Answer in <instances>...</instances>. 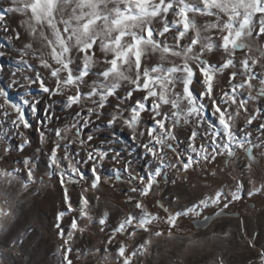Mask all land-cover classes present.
Instances as JSON below:
<instances>
[{"label": "clouds", "instance_id": "1", "mask_svg": "<svg viewBox=\"0 0 264 264\" xmlns=\"http://www.w3.org/2000/svg\"><path fill=\"white\" fill-rule=\"evenodd\" d=\"M0 8L33 122L0 142V264H264L257 0Z\"/></svg>", "mask_w": 264, "mask_h": 264}, {"label": "rangeland", "instance_id": "2", "mask_svg": "<svg viewBox=\"0 0 264 264\" xmlns=\"http://www.w3.org/2000/svg\"><path fill=\"white\" fill-rule=\"evenodd\" d=\"M3 3V0H0V4ZM0 11H3V8H0ZM9 23L15 27V22L9 20ZM11 31V28H9ZM0 43H6L5 41H0ZM15 62L9 60L7 57H0V68L5 69L3 72H0V88L7 93V101L10 103V107L8 108H0V142H7L8 145L19 148L20 147V137L19 132L23 131L26 135H28L32 130V119L30 117V112L28 109H23V113L25 116V120L29 123V127H17L18 113L12 107V105H20L21 104V96L23 93V89H18L16 85L12 83L15 79L13 77L12 72L15 71ZM16 76H20V73L17 72ZM5 103L4 100L0 99V104ZM27 128V129H26ZM91 172V168H89V173ZM146 178V174H145Z\"/></svg>", "mask_w": 264, "mask_h": 264}, {"label": "snow or ice", "instance_id": "3", "mask_svg": "<svg viewBox=\"0 0 264 264\" xmlns=\"http://www.w3.org/2000/svg\"><path fill=\"white\" fill-rule=\"evenodd\" d=\"M256 11L259 12V13H264V7H260L259 6V0H257V8H256ZM12 107L16 110V112L18 113V120H19V123H17L16 121H14V123H16V126L17 127H29V123L25 120V116H24V113L23 111L16 105H12ZM216 107V110H217V113H218V116H219V119H220V123L224 124L225 127H228V124H227V120H226V117L224 115V111L223 109L219 108L218 105L215 106ZM149 151L151 152V149H149ZM145 179H149V183L151 182L150 181V178H145ZM121 251V254H123V249L120 250ZM125 264H127V261H125Z\"/></svg>", "mask_w": 264, "mask_h": 264}]
</instances>
